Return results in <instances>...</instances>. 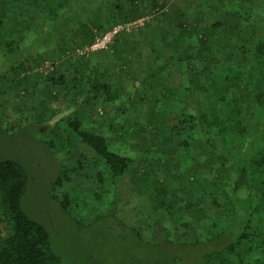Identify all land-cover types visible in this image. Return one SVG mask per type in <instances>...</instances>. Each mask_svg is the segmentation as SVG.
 Segmentation results:
<instances>
[{"label": "rangeland", "instance_id": "1", "mask_svg": "<svg viewBox=\"0 0 264 264\" xmlns=\"http://www.w3.org/2000/svg\"><path fill=\"white\" fill-rule=\"evenodd\" d=\"M170 1L183 3L188 14L199 22L200 28L212 25L218 18L217 14H213L216 9H211L209 3L219 5L222 21L234 27L227 31L225 42L215 46L214 55L218 63L231 56L223 49L224 43L229 47L236 46L238 28L264 23V0ZM249 1L254 7L251 15L248 13ZM103 14L98 22L103 27L120 17V14H115L111 18L106 10ZM168 21L159 25H163L165 34L153 31L150 41L147 44L144 42L139 52L129 49L125 54L115 55L110 48L83 58L70 54L73 58H67L68 63L63 65L67 61L59 63L60 50L55 56L48 47L45 48L40 52V59L53 55V60L58 62L54 72L63 73L69 81L66 89L59 90L57 87L55 90L50 86L42 92L43 96L39 93V36L15 27L12 18L5 19L3 33L7 40H18L20 47L28 49L8 51L7 48V52L0 51V161L15 160L27 171L30 178L23 206L31 216L47 226L52 248L65 264H166L165 259L171 264H204L203 252L221 245L218 241L202 245L182 244L185 239L196 236L204 239L217 220L227 222L226 216L231 207L229 180L234 163L228 154L221 153L219 148L209 143L218 138L205 124L195 121L194 128L175 131L180 118L195 114L204 100L209 102L214 97H206L196 91L193 93V88H189L195 74L187 69V60L192 61L193 67L201 68L204 59L196 53L195 59L186 55V50H192V46L197 45L199 26L193 33L184 35L185 50L179 60L175 58L174 47L183 43L175 38L177 31L173 19ZM147 28L149 26L144 29ZM125 34L128 33L119 38ZM75 37L68 34L61 38L60 43L72 49L87 41L82 36ZM1 38L4 39L3 36ZM146 39L147 35L142 41ZM3 43L6 42L3 40ZM157 49L167 54L154 57L151 52ZM171 56V64L166 66ZM17 58L23 64L20 75L24 80L19 85L4 77L20 78L16 75L18 70L12 66ZM143 58L146 63L138 64ZM157 61L161 64L158 65ZM146 64L160 68L158 75L151 71L152 66L148 70L155 75L156 80L153 81L157 83L143 82ZM161 65L164 67L161 68ZM216 68L223 69L221 65H216ZM81 74L110 78V81L113 77L125 75L123 81L127 83H121L120 87L125 86L123 88H119V81L109 83L113 100H106L99 91L86 90L87 83L75 80V76ZM41 78L45 79L43 75ZM219 82L218 86L222 88L219 91L227 90V98L232 99V82ZM84 85L85 88L82 87ZM54 90L57 91L56 98H47ZM68 90L72 92L65 93ZM36 91L38 96H35ZM68 100L71 104L66 102ZM75 117L82 120L84 130L104 133L110 139L113 150L131 156L135 160L133 171L119 177L115 183L109 179L104 185L98 184L100 169L107 176L105 164L93 149L79 142L70 131L68 121ZM165 134L170 140L164 142ZM185 142L190 143L185 145ZM82 155H85L83 168L71 172L69 168L77 166ZM146 164L154 166L147 169L151 181L145 185L143 171ZM59 176H64V180L56 184ZM155 177L178 191L176 197L181 201L174 214L165 207L161 208L170 203V196L164 198L160 195L163 204L159 206L149 199L154 185L159 187ZM65 193L69 197L67 209L62 202ZM191 199H200L201 219H194L192 212L184 210V205ZM251 201L255 202L254 199ZM219 215L222 218L219 219ZM256 223L257 219L252 217V227ZM178 237L183 239L169 241ZM257 240L254 243L257 250L253 254H244L243 261L232 255L227 259L240 264H264V234ZM173 257H176L175 261L171 260ZM218 262L214 261V264Z\"/></svg>", "mask_w": 264, "mask_h": 264}, {"label": "trees", "instance_id": "2", "mask_svg": "<svg viewBox=\"0 0 264 264\" xmlns=\"http://www.w3.org/2000/svg\"><path fill=\"white\" fill-rule=\"evenodd\" d=\"M249 3L248 13L251 15L254 7L252 1ZM168 4L167 0H0V51L7 52L5 51L7 48L8 51H16L17 48L23 49L21 51L28 49L20 47V41H8L5 37L3 28L8 17L12 18L15 27L32 31L39 36L40 55L41 49L52 43H60L61 38L68 34L73 37L82 36L83 40H88L90 34L92 38L95 29L104 32L116 22L136 18L152 12L155 8L160 10L156 14L158 18L173 19L172 23L179 32L175 38L183 43L184 35L193 33L199 22L186 14L183 8L174 10ZM209 7L216 9L213 14L214 16L217 14L218 18L212 25L204 28L199 26L197 45L192 46V50H186V55L190 58H194L195 53L196 56L204 58L203 65L201 68L193 67L189 59L186 66L195 74L189 85V88H193L192 92L196 91L206 97L211 95L214 97L212 101H215L212 104V101L204 100V104L198 106L195 114L190 113L187 117L180 118L174 130L185 131L187 128H194L196 121L214 131L218 139L212 140L214 144L211 141L209 143L219 148L221 153L228 154L234 163L229 180L231 194L228 197L231 207L230 213L226 216L227 222L217 220L204 239L196 236L190 240L185 239L186 242L182 244L202 245L218 241L220 246L203 252L204 264H214V261H222L218 264H240L229 261L227 256H236L240 262L243 261L244 254H253L257 250L254 243L264 234V23L246 24L243 28H238L236 46L229 47L225 43V46L223 45L225 47L223 49L231 56L218 63L214 55L215 46L225 42L227 31L234 26L222 21V11H219L218 4L211 2ZM104 10L111 18L115 14L122 17H117L114 23L103 27L98 22L103 18ZM156 15L151 23L157 18ZM194 26L195 28H192ZM2 36L6 43H3ZM117 40L118 38L114 43ZM180 45L174 47L177 53L175 58L179 60L180 54L185 50V44ZM172 56L166 61V66L171 64ZM12 64L13 69L18 70L16 75L19 76L22 72L20 69L23 70L22 60L17 58ZM216 65H221L223 69L217 70ZM163 67L164 65H161V68ZM55 70L56 68L47 73L40 72L39 76L41 74L45 78L44 81L66 89L68 78L63 73L54 72ZM4 77L16 85L24 80L21 75L16 79ZM75 80L89 83L92 90H97L107 99H112L108 81L82 74L75 76ZM221 80L232 82L234 89L232 99L227 98V90L219 91L222 89L218 86ZM163 87L166 88L165 85ZM82 125V120L76 117L68 121L74 137L93 149L105 164L107 176L105 177V171L100 169L97 173L98 184L104 185L109 179L115 183L119 177L133 171L135 160L131 156L113 150L110 139L104 133L84 130ZM168 139L170 140V137L165 134L164 142ZM188 144L185 142V145ZM84 159L85 155H82L77 166H71L69 170L72 172L78 168L82 169ZM150 166L154 165L146 164L143 171L146 176L145 185L151 181L147 172ZM63 177L59 176L56 184H61ZM29 178L27 171L19 162L11 159L0 161V264H65L52 248L47 226L31 216L23 206V196ZM154 181L159 187L154 185L149 199L155 206H159L162 197L170 196V203L161 208L165 207L174 214L177 211V204L181 201L176 197L178 191L163 181L161 183L157 177ZM160 195L162 197H159ZM68 198V194L65 193L62 201L65 209L69 204ZM253 199L255 202L251 201ZM199 206L200 199H191L183 208L187 212H192L194 219L198 220L203 217ZM218 217L222 218L221 215ZM252 217L257 219L254 227L250 224ZM180 238L182 237L169 241L176 242ZM171 260L175 261L176 257ZM164 263L171 264L168 259H165Z\"/></svg>", "mask_w": 264, "mask_h": 264}, {"label": "crops", "instance_id": "3", "mask_svg": "<svg viewBox=\"0 0 264 264\" xmlns=\"http://www.w3.org/2000/svg\"><path fill=\"white\" fill-rule=\"evenodd\" d=\"M168 2H169V4H168V6L170 7V8H172V9H179V8H183V9H181L182 11H184V12H186V14L188 13V10H187V7L185 6V5H183V3H180V2H171L170 0H167ZM168 21V19H165V18H158L157 20H156V22H154L155 24L153 25V23L151 24V25H149V28H147L146 30L144 29V30H142V31H140L139 33L138 32H135L134 34H131V33H128V34H125V36H122L121 38H119L118 40H117V42L116 43H114V45L111 47V49L110 50H112V51H114V53H115V55H119L120 53L121 54H125L129 49H131L132 51H134V50H137V52H139L140 50V47L141 46H143V44H144V42H146V44H147V42H149L150 41V39H151V36H152V32L153 31H157V33H161V34H165L162 30H163V25L160 27L159 25L161 24V23H164V24H166L165 22H167ZM169 22V21H168ZM170 29V28H169ZM168 29V30H169ZM178 31H177V33H176V35H175V37L178 35ZM145 35H147V39L146 40H144V41H142L143 40V38L145 37ZM89 39L87 40V41H89L90 40V36L88 37ZM74 41V40H73ZM72 41V42H73ZM75 43V42H74ZM56 45H50V46H48V48L47 49H49V52H54L53 54L56 56L57 54V51L59 52V50H60V59H59V63H63L64 61H67V58H73V57H70V54L72 53V50L74 49V47L71 49V47H67L68 45H63V43H55ZM76 44V43H75ZM156 47H158V46H156ZM60 48V49H59ZM142 48V47H141ZM41 49V48H40ZM55 49H57L56 51H55ZM143 49V48H142ZM145 49V48H144ZM43 50H45V48H43V49H41V52L43 51ZM153 55H155L154 57H159L160 55H162V54H167V52L166 51H164V50H154V51H152L151 52ZM151 53H149V55L151 54ZM97 54H100V53H96V55ZM135 54H136V56H139L140 57V55H137V53L135 52ZM95 55V54H94ZM73 56H74V54H73ZM40 57H41V55H39V66L41 65V63L42 62H44V61H46V60H48V61H53V62H56V64H58V62L57 61H54L53 60V55H52V57L50 56V57H48V58H43V59H40ZM42 58V57H41ZM75 62H78V61H75ZM132 62V61H131ZM68 63V61L67 62H64L63 63V65H65V64H67ZM70 63V62H69ZM146 62L144 61V58H143V60H142V62H140V63H138V64H140V65H144ZM157 63H158V65H160L161 64V62H158L157 61ZM132 64H133V62H132ZM62 65V66H63ZM72 65V64H71ZM148 64H146L145 66H144V69H146V75L144 76L145 78H144V83H156V82H154L153 80H156V77H155V75H152V74H150V72L148 71L149 69H151L152 67H153V69H151V71H154V74H157L158 73V66H157V68H156V65H151V66H147ZM74 68H76L75 67V65H72ZM124 66V65H123ZM151 67V68H150ZM63 68H64V66H63ZM123 68H127V67H123ZM135 70V68H133V70L132 71H134ZM39 72H42V71H40V69H39ZM59 72V71H58ZM125 72V71H124ZM44 73V72H43ZM35 76H37V75H35ZM111 77V76H110ZM129 77V76H128ZM66 78H68V77H66ZM101 79H103V80H106V81H108L109 83H113L114 81L113 80H115L116 81V83H117V81H119L120 82V84H119V88H123V87H125L124 85H123V87H120V85H121V83H127L126 81H123V80H125V75H123V77L122 76H118V78L116 77H113L112 78V81H110V78L109 79H107V78H101ZM43 80L44 79H42L41 78V74H40V76H39V93L40 94H42L43 95V93L42 92H44L45 90H48L49 89V87L50 86H52V87H54L55 88V90L57 89V87H59V86H57V85H52V84H50V83H48L47 81H44L45 82V84H44V86L42 85V82H43ZM83 85V84H82ZM33 85H30V87L31 88H33L32 87ZM83 88H85V85L84 86H82ZM44 88V89H43ZM34 90H36V88H34ZM54 90V91H55ZM59 90H61V88L59 87ZM63 90V89H62ZM86 90H92L91 88H90V84L89 83H87V87H86ZM70 92H72L71 90H68V91H66L65 93H70ZM56 93H57V91H55V92H53L52 93V95H51V97H47V98H56ZM102 94V93H101ZM103 95V94H102ZM35 96H38V91H36V93H35ZM44 96V95H43ZM59 96V95H58ZM61 96V95H60ZM64 96V95H63ZM67 96V95H66ZM65 96V97H66ZM105 98H106V100H113V99H107V97L105 96V95H103ZM110 96H111V93H110ZM66 102H68V103H70L71 104V102L68 100V101H66ZM81 120V119H80Z\"/></svg>", "mask_w": 264, "mask_h": 264}, {"label": "built area", "instance_id": "4", "mask_svg": "<svg viewBox=\"0 0 264 264\" xmlns=\"http://www.w3.org/2000/svg\"><path fill=\"white\" fill-rule=\"evenodd\" d=\"M159 8H155L152 12L145 13L136 18L119 21L113 24L104 32H99L95 29L92 38L84 44H78L72 50V55L76 57H87L94 53L106 51L111 48L117 38L123 33L138 31L147 27L154 19L155 15L159 13ZM56 66L53 61H44L39 66L40 71L47 73L52 71Z\"/></svg>", "mask_w": 264, "mask_h": 264}]
</instances>
